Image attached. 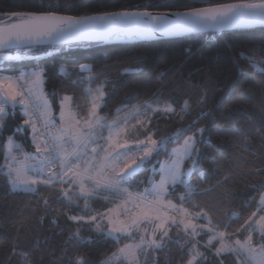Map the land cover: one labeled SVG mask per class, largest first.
<instances>
[{"label":"trees","instance_id":"obj_1","mask_svg":"<svg viewBox=\"0 0 264 264\" xmlns=\"http://www.w3.org/2000/svg\"><path fill=\"white\" fill-rule=\"evenodd\" d=\"M255 1L259 0H0V24L19 13L186 11ZM21 51L30 55L1 61L0 72L41 70L44 91L56 110L59 96L68 95L76 109L86 113L96 93L105 94L100 113H106V120L149 103L172 108L171 113L155 114L151 126L155 137L168 140L165 157L189 136L195 139V157L185 162L191 167L194 189L182 200L175 197L182 186L173 192L184 209L209 220L198 218L197 223L234 234L258 211L264 192V27L153 42L77 43ZM84 65L89 66L87 71L81 70ZM62 66L73 68L76 75H63ZM22 122L19 107L9 109L0 134V264H102L132 238L114 239L95 230L92 222L74 218H89L107 210L109 203L94 198L96 209L88 211L85 198L65 180L40 183L31 191L12 190L6 138L13 136L23 149H33L30 131ZM159 165L152 170L147 164L126 177V184L132 189L148 187L159 178ZM181 228L176 223L170 232L176 236L183 233ZM209 236L207 232L202 241ZM182 241L154 248V264H186L190 254ZM252 242L264 246V232H254ZM229 256L218 259L231 261Z\"/></svg>","mask_w":264,"mask_h":264},{"label":"rangeland","instance_id":"obj_2","mask_svg":"<svg viewBox=\"0 0 264 264\" xmlns=\"http://www.w3.org/2000/svg\"><path fill=\"white\" fill-rule=\"evenodd\" d=\"M261 2L264 0L251 3ZM29 55L21 50L3 52L0 53V62L20 60ZM88 69L87 65L81 67L84 71ZM60 71L65 76L76 75L69 66H62ZM20 84L24 85L25 91ZM104 97V93L91 96L90 109L81 114L71 96L60 95L56 110L44 91L41 70H23L18 75L0 72V103L4 105L0 134L9 109L19 107L22 125L29 129L33 147L32 150L23 149L21 141L13 136L6 138L4 155L10 168L7 172L12 190L31 191L40 183L65 180L85 198L88 211L96 209L94 198L109 203L103 212L89 218H74L92 222L95 230L114 239L132 238L104 258L102 264H119L120 261L154 264L153 249L174 240H183L188 249L190 259L186 264H264V246L252 242L254 232H264V192L258 211L234 234L217 232L207 224L197 223L198 218L209 220L202 214L184 209L175 199H184L194 189L190 181L191 167H185L186 160L195 157L194 137L186 138L181 145L168 151L169 157H165L163 150L168 140L155 137L151 124L155 114L171 113L172 108L149 103L145 108H135L118 118L106 120V113H100ZM32 105L37 108L41 124L35 122ZM56 123L59 129L54 128ZM40 143L54 145L53 151L48 147L39 150ZM54 159L58 160L60 167L44 176L39 166ZM157 162L160 164L157 168L159 178L148 187L132 189L126 184V177L139 172L147 164L155 170ZM28 167L36 169L34 175L27 172ZM27 175L37 180L33 182ZM178 185L183 191H178L174 197L173 190ZM149 196L153 197V202L146 204L145 199ZM134 208L139 211L131 213ZM176 223L184 231L181 228L183 233L173 236L171 225ZM207 232L210 236L203 242V235ZM223 255H231L228 259L233 260H219L218 257Z\"/></svg>","mask_w":264,"mask_h":264},{"label":"water","instance_id":"obj_3","mask_svg":"<svg viewBox=\"0 0 264 264\" xmlns=\"http://www.w3.org/2000/svg\"><path fill=\"white\" fill-rule=\"evenodd\" d=\"M14 17L20 19L11 21ZM0 27H3L0 53L77 43L153 42L263 28L264 2L215 5L186 11L131 9L81 16L19 13L11 15ZM117 34L123 37H113Z\"/></svg>","mask_w":264,"mask_h":264},{"label":"built area","instance_id":"obj_4","mask_svg":"<svg viewBox=\"0 0 264 264\" xmlns=\"http://www.w3.org/2000/svg\"><path fill=\"white\" fill-rule=\"evenodd\" d=\"M20 88L22 89V91H25V88H24V85L23 84H20ZM4 111V105L2 104V103H0V118L3 116V112ZM31 111H32V114H33V116H34V119L36 120L35 122L36 123H38V124H41V119L39 118V116H38V112H37V108L35 107V106H31ZM54 128L55 129H59V124L58 123H56L55 125H54ZM51 148L52 149V151H53V149H54V145H52V144H44V143H40L39 145H38V148L40 149V150H44V149H46V148ZM59 168V163H58V160L57 159H54V160H50V161H48L45 165H44V167H43V173H44V175H46V176H48V175H51L54 171H56L57 169ZM153 202V197L152 196H149V197H147L146 199H145V203L146 204H150V203H152ZM138 210H139V208H134L133 209V213H136V212H138Z\"/></svg>","mask_w":264,"mask_h":264},{"label":"crops","instance_id":"obj_5","mask_svg":"<svg viewBox=\"0 0 264 264\" xmlns=\"http://www.w3.org/2000/svg\"><path fill=\"white\" fill-rule=\"evenodd\" d=\"M55 158H58V157H55ZM48 160H49V159H48ZM63 163H66V161H64ZM43 165H44V163H43L42 165L39 166L40 170H42V171H43ZM64 165H65V164H64ZM8 169H10V168H9L8 165H6V170H8ZM34 170H36V169L31 168V167H28L27 172H28L29 174H31V172L33 173ZM33 175H34V173H33ZM27 176H28V178H31L30 180H32L33 182L37 180L36 177H33V179H32V177H31L30 175H27ZM32 189H33V188H32Z\"/></svg>","mask_w":264,"mask_h":264},{"label":"bare ground","instance_id":"obj_6","mask_svg":"<svg viewBox=\"0 0 264 264\" xmlns=\"http://www.w3.org/2000/svg\"><path fill=\"white\" fill-rule=\"evenodd\" d=\"M3 30V27H0V32ZM113 37H123V36H119V34H117L116 36H113ZM126 38V37H125Z\"/></svg>","mask_w":264,"mask_h":264}]
</instances>
